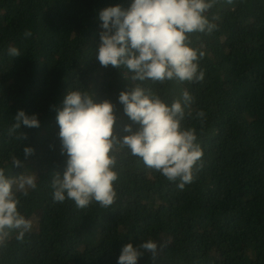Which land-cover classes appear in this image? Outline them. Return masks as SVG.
<instances>
[{
    "label": "trees",
    "instance_id": "trees-1",
    "mask_svg": "<svg viewBox=\"0 0 264 264\" xmlns=\"http://www.w3.org/2000/svg\"><path fill=\"white\" fill-rule=\"evenodd\" d=\"M132 0H0V168L6 176L37 177L18 211L33 228L18 241L12 232L0 247V264H117L124 245L152 239L155 260L143 251L137 264H264V0H218L205 15L219 16L212 34L194 33L204 51L199 83H143L169 105L187 90L194 97L184 128H195L203 167L181 190L147 169L127 150L116 153L115 202L77 209L53 202L51 177L63 174L56 109L69 90H88L94 102L113 103L121 136L131 123L118 96L132 83L125 69L102 67L99 12ZM31 31L25 38L24 32ZM17 47L21 56L8 54ZM131 75V73L129 74ZM36 114L40 126L8 130L18 110ZM203 111V123L197 113ZM138 125H134V130ZM27 134L26 139L16 137ZM34 153L25 158L24 148ZM24 168L12 166V157ZM167 243L162 249L159 245Z\"/></svg>",
    "mask_w": 264,
    "mask_h": 264
},
{
    "label": "clouds",
    "instance_id": "clouds-1",
    "mask_svg": "<svg viewBox=\"0 0 264 264\" xmlns=\"http://www.w3.org/2000/svg\"><path fill=\"white\" fill-rule=\"evenodd\" d=\"M233 4L234 0H225ZM218 0H132L129 8L107 7L99 12L102 22L100 43L96 59L102 67L125 69L126 79L132 83L123 90L118 101L131 123L125 124L120 135L114 129L117 116L109 100L94 102L88 90H69L56 109L59 126L60 152L66 156L63 174L55 172L51 177L53 202L73 201L77 209H86L93 202L109 208L117 198L114 182L118 179L116 153L127 150L131 156L142 160L147 169L159 172L167 180L178 182L183 189L193 182L194 173L203 167V152L195 128H184L182 121L191 115L194 97L187 90L169 105L143 83L164 84L166 81L199 83L205 72L200 61L205 53L191 47L194 33L212 34L217 29L206 13ZM26 30L24 37H30ZM8 54L17 58L21 51L10 47ZM131 73V75H129ZM197 117L201 123L205 113ZM14 123L8 130L11 137L21 126L38 128L36 114L28 115L18 110ZM134 125H138L134 130ZM26 139L20 132L16 137ZM34 153L32 147L24 148L25 158ZM12 166L24 168L23 162L13 155ZM37 175L24 174L9 177L0 168V247H3L12 232L23 241L33 228V221L18 211L20 196L27 197L37 188ZM167 243L159 245L162 249ZM151 252L155 260L158 254L156 240L148 239L137 247L124 245L117 264H137L143 251Z\"/></svg>",
    "mask_w": 264,
    "mask_h": 264
},
{
    "label": "rangeland",
    "instance_id": "rangeland-1",
    "mask_svg": "<svg viewBox=\"0 0 264 264\" xmlns=\"http://www.w3.org/2000/svg\"><path fill=\"white\" fill-rule=\"evenodd\" d=\"M21 203L20 206L22 205V207H28L31 203H32V199L29 197H21Z\"/></svg>",
    "mask_w": 264,
    "mask_h": 264
}]
</instances>
